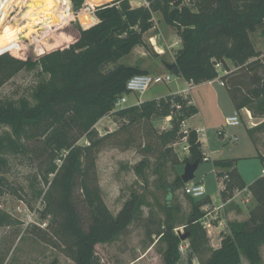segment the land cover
<instances>
[{
	"label": "trees",
	"instance_id": "1",
	"mask_svg": "<svg viewBox=\"0 0 264 264\" xmlns=\"http://www.w3.org/2000/svg\"><path fill=\"white\" fill-rule=\"evenodd\" d=\"M72 1L79 8L85 2ZM89 1L93 5L108 4L96 10L99 22L93 25L97 18L88 10L80 11L79 18L85 29H79L72 40L60 36L56 38V34H61V26L49 25L56 23L53 22L43 24L17 46L0 47V68L6 64V54L11 51L40 57L42 72L50 74L48 80L40 81L34 88L31 99L0 100V130L5 125L10 127L9 132L0 133V169L7 161L5 153L28 154L31 148L27 141H41L42 151L49 155L45 172L54 174L51 187L63 197L62 206L68 214L66 227L75 237L72 246L75 264H102L96 245L110 242L124 233L138 218L141 209L136 197L126 203L117 215L105 203L94 172L96 156L107 136L98 137L93 126L112 111L115 102L126 92L127 81L132 76L148 73L138 66L119 61L135 46L143 44V33L151 27L152 10L161 11L165 21L175 26L181 37L182 46L175 54L170 72L200 84L217 78L216 64L221 63L223 69L229 71L221 76V80L235 109H250L254 101H259L264 110V71L263 74H253L250 85L247 82L250 76L245 71L264 65L249 36V31L255 29H260L264 35V0H195L194 9L184 5L183 0H148L149 7H133L130 0ZM68 21L64 22L63 28L69 24ZM36 41H41L45 47V52L40 55H36L31 44ZM228 62L234 69L229 68ZM243 72L247 77L243 74L239 78ZM171 98L168 95L165 99L144 100L139 107L133 106L120 112L132 122L151 119L155 114L167 116L171 112ZM176 99L183 104L179 120L198 112L195 106H186L181 97ZM173 123L171 129L158 133V140L163 146L179 137L180 121L174 118ZM84 136L88 137L89 144L79 143ZM189 142L191 154L187 162L199 160L201 164L203 150L195 130H191ZM145 150L150 151V146L145 145ZM257 152L264 162L262 153ZM59 159L60 164L57 162ZM236 162V158L214 160V166L219 168L218 177L225 173L232 177L227 182V191L223 192L225 198H229L235 188L245 186V182L238 177ZM145 166L146 161H143L137 171L143 173ZM177 183L184 185L181 176H177ZM78 187L90 212L87 228L75 196ZM249 188L258 201L249 220L231 224L230 233L223 238L221 246L210 249L206 258L201 245L207 244L209 239L198 222L202 216L201 203L194 204L186 230L190 240L188 264H242L243 257L249 264H262L264 177L256 179ZM48 194L44 197L49 198ZM16 224L21 222L0 207V227L12 229ZM167 224V229L163 226L155 233L159 236L158 241L166 243L163 264H177L181 234L174 231L171 219ZM19 235L20 231L14 228L10 234L0 237V264L6 263ZM195 257L197 262H194Z\"/></svg>",
	"mask_w": 264,
	"mask_h": 264
},
{
	"label": "rangeland",
	"instance_id": "2",
	"mask_svg": "<svg viewBox=\"0 0 264 264\" xmlns=\"http://www.w3.org/2000/svg\"><path fill=\"white\" fill-rule=\"evenodd\" d=\"M194 2L195 0H183L184 5L193 9ZM130 3L133 7H137L136 0H130ZM72 4L71 12L59 19L69 20L67 26L62 27L67 20L58 22L57 19L54 20L56 23L47 22L48 24L53 23L49 25L55 27L61 26L59 29L61 34H56L58 39L60 36L66 40H72L77 36L79 29H85L79 18L80 11L88 10L98 19L92 25L97 23L99 18L96 10L108 2L93 5L89 0L88 2L85 0L80 8L73 1ZM138 6H145V3ZM151 15V27L143 33V44L135 46L119 63L138 66L151 74H163L169 72L167 64L173 63L177 52L175 47H170L168 40H174L180 34L175 26L165 21L161 11L152 10ZM43 24L40 20L33 21L22 35L0 47L17 46L23 39H28L31 34L42 28ZM249 36L256 50L260 52L258 58L264 62V35L260 29H255L249 31ZM31 44L34 50L35 46L36 49L38 48L37 54L45 52L41 41ZM6 55H8L5 57L6 64L0 68V100L18 101L22 97L31 99L34 88L40 81L48 80L50 74L42 72L40 57L11 51ZM12 60L16 61L12 63ZM29 62L35 63L33 65ZM228 63L229 68L234 69L232 63ZM254 67H251L249 71L245 70L250 76L247 81L249 85L252 83L253 74L256 72L263 74L264 71V65L259 68L258 65ZM246 72L238 77L241 78L243 74L247 77ZM217 80L218 82L213 84H202L199 88L205 92L207 97L215 96L216 103L212 101L203 107L198 102L201 114L188 121L187 124L192 127H190L191 130L195 125L206 127L209 143L203 145L197 136L203 156L210 151H219V153L213 152L209 161L203 160L193 180L196 183L201 182L206 187L208 195L212 197H216L220 192L219 177L214 171V160L237 158L236 167L241 176L238 177L246 184H251L261 177L264 167V162L258 157L257 152V150L260 151L264 157V110L261 103L254 101L250 107L255 122L259 124L251 126L244 120L242 125L229 127V132L236 134L239 140L233 144L226 143L218 135V129L226 125L225 120L234 113L235 106L224 87L225 84L221 86L220 80ZM175 86L173 83L152 85L140 98L137 94L130 93L125 106L118 107L114 104L112 111L101 117L93 126L98 137L107 136L96 156L94 172L105 203L114 215H117L134 197L137 198L141 208L138 218L124 233L119 234L110 242L96 245V252L102 264H163V250L166 248V243L158 241L159 236L155 231L163 226L167 229V223L171 219L176 233H186L193 206L199 202L202 216L198 222L206 231L209 239L207 244L201 245L204 249L203 257L206 258L210 249L221 246L223 238L230 233L231 224L248 221L251 211L258 204L254 194L247 198L244 192L215 210L214 207L219 206L222 200L228 201L224 194H219L217 199L210 196L193 198L188 195L185 193V183L181 186L176 184L177 176H181L184 172L185 165L188 163L187 159L191 154L190 134L187 139L182 137L180 117H174L180 121L179 137L176 141L163 146L158 140V133L171 129L167 127L164 116L155 114L151 119L143 118L132 122L120 112L133 106L139 107L146 98L165 99L173 93ZM184 103L189 106L186 101ZM191 105L194 106V104ZM195 107L197 108L196 105ZM138 110L141 112V109L138 108ZM173 125L172 121V127ZM9 131L10 127L5 125L0 133ZM40 142L39 140L27 141L31 148L28 154H4L7 161L0 169V207L21 222L14 227L16 231H20V235L15 239L5 264H75L72 255L75 237L66 227L68 214L62 206L63 197L59 191L51 187L54 174L45 172L49 155L46 151H42ZM79 143L89 144L88 137H82ZM145 145L150 146L151 150L146 151ZM186 145L189 146L190 153L185 148ZM255 146L258 148L256 149ZM143 161H146V166L144 172L139 173L137 168ZM57 162L60 164L61 160ZM216 169L219 170V168ZM47 192H49V198L44 197ZM82 193L80 187L76 188L77 204L85 222L84 226L87 228L90 222V212L82 200ZM210 203L213 206L210 210H205L204 207ZM14 228L0 227V237L10 234ZM152 232L154 233L151 234ZM189 242V238L181 239L180 258L177 264H188ZM261 256L262 264H264V244L261 246ZM197 261L198 258L195 257L194 262ZM242 264H249L245 257L242 259Z\"/></svg>",
	"mask_w": 264,
	"mask_h": 264
},
{
	"label": "built area",
	"instance_id": "3",
	"mask_svg": "<svg viewBox=\"0 0 264 264\" xmlns=\"http://www.w3.org/2000/svg\"><path fill=\"white\" fill-rule=\"evenodd\" d=\"M146 7L150 6V2L148 0H143ZM216 67L218 69V72H221V76L224 74L229 73V71L223 69V66L221 63L216 64ZM221 76H218L217 78L213 80H220V84L224 85V82L221 80ZM182 77L175 75L171 73L170 71L163 74H136L132 76L126 84V92L116 101V106L123 107L128 103V96L130 93H135L140 98L152 85L155 84H172L176 83L177 89L173 91L171 94V112L169 115L164 116V121L167 122V127L172 128V121L175 116L178 118L181 116V110L183 107V104L179 101H177L176 97L179 96L183 101H186L188 105L194 104L191 96L192 89L195 87V83L193 81H188L184 79L185 86L181 87L179 84V80ZM213 80H210L211 82ZM244 120L249 122L251 126H256L259 123L255 122L253 112L248 107H244L241 109H235L234 113L227 117L225 120V124L222 128H219L218 135L222 138V140L226 141V143H236L238 142L239 138L236 134H231L229 132V127H236L239 125H242L244 123ZM192 130H195L197 133V136L199 137V141L203 143V145L209 143V138L207 136V130L204 126L202 127H196ZM191 132V128L187 125L186 119L181 121V133L182 137L184 139H187L189 134ZM185 148L190 153L189 146L186 145ZM216 152L219 153V151H210L206 155H204L203 160L209 161L212 158V153ZM261 177H264V167L262 169ZM230 180V176L228 173H225L219 177V194H223V192L227 191V182ZM185 193L192 196L193 198H204L207 197V190L201 182H194L191 181L189 183L185 184ZM246 192L247 198L251 196L252 191L249 187H237L232 195L227 198L228 201L224 202L222 200V203L219 206H215L214 209L217 210L226 203L234 200V197H237L238 195H241L242 193ZM215 201L213 202V204ZM212 203L208 204V206L204 207L205 210H210V208L213 206Z\"/></svg>",
	"mask_w": 264,
	"mask_h": 264
},
{
	"label": "bare ground",
	"instance_id": "4",
	"mask_svg": "<svg viewBox=\"0 0 264 264\" xmlns=\"http://www.w3.org/2000/svg\"><path fill=\"white\" fill-rule=\"evenodd\" d=\"M72 0H3L0 2V45L27 31L33 21L54 22L67 16ZM21 15V16H20ZM32 33V32H31ZM30 33V34H31ZM38 48L34 52L37 54ZM44 53V52H43Z\"/></svg>",
	"mask_w": 264,
	"mask_h": 264
},
{
	"label": "crops",
	"instance_id": "5",
	"mask_svg": "<svg viewBox=\"0 0 264 264\" xmlns=\"http://www.w3.org/2000/svg\"><path fill=\"white\" fill-rule=\"evenodd\" d=\"M144 1L142 0H136V5L138 6V5H141L142 3H143ZM170 42H171V44H170ZM168 44L170 45V47H175V49H177V51H178V49L179 48H181V46H182V41H181V37L178 35L177 37H176V39H174V40H168ZM174 61V60H173ZM215 82H218V80H213L212 82L211 81H207V82H203V83H200V84H195V87L192 89V93H191V98H192V100H193V102H194V106L196 105L197 106V108H198V112L196 113V114H194V115H192L191 117H189V118H187L186 119V123L188 124V121H190V120H192V119H194L197 115H200L201 114V111H200V107H199V105H198V102L204 107V105H206L207 106V104L208 103H211L212 101V103H216V97L215 96H213V97H211V98H209V97H207L206 96V94H205V92H203V91H201V89H199V88H201L202 86H200V85H208V84H213V83H215ZM173 84H175L176 85V83H173ZM179 84H180V86L181 87H184L185 86V82H184V79L183 78H181L180 80H179ZM221 85V84H220ZM221 86H223V85H221ZM225 87V86H224ZM175 90L177 89V85L175 86V88H174ZM155 97H150V98H146L145 100H149V99H154ZM217 105V104H216ZM189 126V125H188ZM202 126H204V125H195V127L194 128H196V127H202ZM189 127H191V126H189ZM205 127V126H204ZM192 128V127H191ZM206 128V127H205ZM207 130V129H206ZM219 130V129H218ZM248 135V134H247ZM248 138L250 139V136L248 135ZM250 142H251V140H250ZM252 143V142H251ZM223 159H235V158H223ZM237 159V158H236ZM238 161V160H237ZM236 164H237V162H236ZM237 168V167H236ZM214 171H215V173H216V175H217V169H216V167L214 166ZM237 172H238V170H237ZM240 176V175H239ZM217 177H218V175H217ZM241 177V176H240ZM243 180V179H242ZM249 185L250 184H246L245 183V186L244 187H249ZM206 188V187H205ZM242 188V187H241ZM208 196H210L211 198H213V199H217L218 197H219V193L217 194V196L216 197H212L211 195H208V192H207V197Z\"/></svg>",
	"mask_w": 264,
	"mask_h": 264
},
{
	"label": "water",
	"instance_id": "6",
	"mask_svg": "<svg viewBox=\"0 0 264 264\" xmlns=\"http://www.w3.org/2000/svg\"><path fill=\"white\" fill-rule=\"evenodd\" d=\"M96 20H98V19H96ZM172 65H173V63H168L167 68L170 70ZM199 166H200L199 160H196L195 162L186 163L185 168H184V172L181 175V178L185 184L194 180V178L196 177V171L199 168ZM187 237H188V233H181V239L182 240L186 239Z\"/></svg>",
	"mask_w": 264,
	"mask_h": 264
}]
</instances>
